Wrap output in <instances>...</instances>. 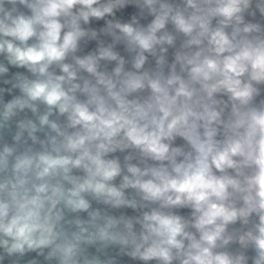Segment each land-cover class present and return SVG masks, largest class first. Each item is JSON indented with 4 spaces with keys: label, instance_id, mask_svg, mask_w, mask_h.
Segmentation results:
<instances>
[{
    "label": "clouds",
    "instance_id": "1",
    "mask_svg": "<svg viewBox=\"0 0 264 264\" xmlns=\"http://www.w3.org/2000/svg\"><path fill=\"white\" fill-rule=\"evenodd\" d=\"M0 264H264V0H0Z\"/></svg>",
    "mask_w": 264,
    "mask_h": 264
}]
</instances>
